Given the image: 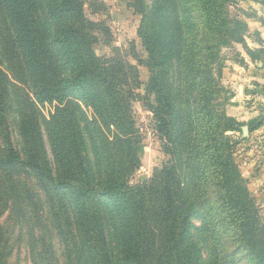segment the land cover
<instances>
[{"label":"trees","instance_id":"obj_1","mask_svg":"<svg viewBox=\"0 0 264 264\" xmlns=\"http://www.w3.org/2000/svg\"><path fill=\"white\" fill-rule=\"evenodd\" d=\"M133 1L148 15L142 0ZM85 3L0 0V145L6 153L0 157V178L24 172L67 200L59 208L58 234L69 244L64 264H196L199 252L194 246L187 250L197 217L195 243L204 245L210 264L221 245L214 236L208 240L213 228L216 235L229 229L238 239L237 253L249 264H264V224L255 217L247 190L239 189L234 143L227 136L245 124L218 107L222 88L210 72L228 40L261 61L262 50L245 46V24L227 12L234 0H153L161 31L139 27L146 60L132 49L149 72L144 95L136 93L142 83L135 66L120 57L96 56L95 24L85 17ZM138 100L152 110L173 165L132 187L127 179L136 170L140 141L131 109ZM6 105L14 111L13 122ZM247 125L250 133L261 124ZM4 185L0 180V205ZM159 192L160 242L152 226L153 196ZM32 241L33 264H40L48 250L35 255ZM7 244L0 224V264H8Z\"/></svg>","mask_w":264,"mask_h":264},{"label":"rangeland","instance_id":"obj_2","mask_svg":"<svg viewBox=\"0 0 264 264\" xmlns=\"http://www.w3.org/2000/svg\"><path fill=\"white\" fill-rule=\"evenodd\" d=\"M142 1L145 4L144 11L148 14L146 16L137 10L133 0H85L83 10L85 17L95 24L97 44L94 51L96 56L101 59L120 57L135 66L142 83L136 93L144 95L149 72L146 66L139 64L134 59L132 49L139 59L146 60L147 53L141 46L137 31L142 24H145L149 31H161V27L160 21L154 15L153 0ZM227 12L234 21L245 24L246 30L243 34L245 46L252 52L262 50L257 54L261 61H257L256 64H263L264 0H234L233 6L228 8ZM254 46H258V48H254ZM219 51L215 65L211 66L212 70L210 67V72L212 71L215 80L222 88L217 98V105L225 115L236 120L235 116L242 115V111L236 109L238 85H236L235 75L240 72V69L246 67L242 54L248 58L249 55L242 44L229 40L221 45ZM245 85L251 86V83L245 82ZM11 96L13 97V95ZM252 102L250 98L244 101V106L249 108ZM256 104L257 108L261 109L259 119L263 118L262 128H258L260 131L248 132L247 124L252 121L251 119L244 123L241 131L229 132L227 136L234 143L232 159L233 167L238 170L239 189L247 190L255 217L261 224H264V102L257 101L253 105ZM44 109V112L47 113L48 107ZM5 110L7 118L13 122V109L6 105ZM131 115L140 141L136 153V170L127 179L128 185L133 187L156 178L164 167L173 165V160L166 153L165 141L157 131L155 117L149 106L142 100L135 101L132 103ZM12 127L15 147L22 154L20 137L16 128ZM5 156V146L0 145V157L5 158ZM14 173L0 178L5 182L3 189L5 196L0 205V224L8 240L6 245L9 255L8 264H33L29 248L32 239L34 240L32 242L33 249L36 251L35 255L41 251L45 252L46 249L49 253L47 260L39 261L40 264H64L62 255H64L65 248H69V244L67 241L63 242L58 234L63 216L59 208L60 204L63 202L65 204L67 200L64 199L62 202L61 193L55 194L49 186L34 176L20 171ZM162 197L161 192L155 193L152 206L154 214L152 226L159 242L163 237L164 228ZM220 202L222 206L225 204L224 195ZM20 212H23L26 217H23ZM55 213H57L60 222H57ZM222 221L224 228H227L226 225L229 226L230 223L227 215L222 218ZM193 222L198 229L190 237L192 248L187 251L192 252L194 246L197 254L199 252V259L193 257L194 262L205 264L208 259L206 248L204 249L201 242L203 247L201 244L195 243L199 235L200 218H195ZM213 236L218 238L221 244L216 253L217 261L214 264H249L244 253H237L238 239L234 238L229 229L222 230L216 235L213 228L209 231L208 240ZM34 260H37V256H34ZM206 264L210 263L207 261Z\"/></svg>","mask_w":264,"mask_h":264},{"label":"crops","instance_id":"obj_3","mask_svg":"<svg viewBox=\"0 0 264 264\" xmlns=\"http://www.w3.org/2000/svg\"><path fill=\"white\" fill-rule=\"evenodd\" d=\"M250 46V45H249ZM258 48V46H254ZM244 57V62L247 69H240V72L235 75L237 89V107L238 111H242V115L235 116L236 121L245 123L248 120H257L258 124H261L263 118L259 119L261 109L257 108V101L264 102V62L263 64H256L257 61H252L250 58L242 54ZM260 69V70H257ZM262 68V70H261ZM245 82L251 83L250 85H245ZM253 86V87H252ZM249 87V88H248ZM248 89V90H247ZM252 99V104L249 108L244 106V101ZM262 128V125H260ZM260 131V130H259ZM258 129L256 132H259Z\"/></svg>","mask_w":264,"mask_h":264},{"label":"water","instance_id":"obj_4","mask_svg":"<svg viewBox=\"0 0 264 264\" xmlns=\"http://www.w3.org/2000/svg\"><path fill=\"white\" fill-rule=\"evenodd\" d=\"M247 132V131H246Z\"/></svg>","mask_w":264,"mask_h":264}]
</instances>
